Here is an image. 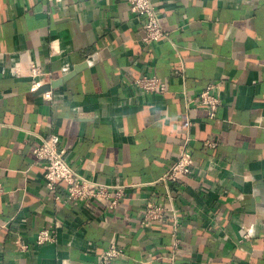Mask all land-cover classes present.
<instances>
[{
	"label": "crops",
	"instance_id": "crops-1",
	"mask_svg": "<svg viewBox=\"0 0 264 264\" xmlns=\"http://www.w3.org/2000/svg\"><path fill=\"white\" fill-rule=\"evenodd\" d=\"M152 1L168 34L145 44L129 0H0V264H98L112 242L111 264H264V0ZM31 61L48 75L14 71ZM144 73L167 91L135 86ZM210 83L215 117L193 99ZM53 133L76 171L125 185L117 208L50 191L34 149ZM184 149L194 171L165 182ZM168 191L176 216L143 225Z\"/></svg>",
	"mask_w": 264,
	"mask_h": 264
},
{
	"label": "built area",
	"instance_id": "built-area-1",
	"mask_svg": "<svg viewBox=\"0 0 264 264\" xmlns=\"http://www.w3.org/2000/svg\"><path fill=\"white\" fill-rule=\"evenodd\" d=\"M57 1V0H54ZM131 11L142 18L144 24L143 42L152 44L164 38L168 32L162 25L160 12L155 7L152 0H129ZM14 71L21 75H30L35 79L47 76L48 73L35 62H29L28 68L23 70L20 64L16 63ZM132 81L135 86L148 92L165 93L167 83L156 74L144 73L133 76ZM40 81L35 80L33 89ZM216 84L210 83L199 92L194 101L208 109L211 117L216 116V111L221 103V97L216 91ZM45 98L53 99L52 90L43 93ZM38 162L43 163L44 177L51 192H55L59 184H64L66 188V200L71 202L99 201L110 208H117L121 199L125 196V185L120 183H106L88 178L84 174L76 171L66 159V149L61 144L60 136L56 133L42 137L41 141L34 149ZM194 171V158L192 153L184 149L169 167L162 177L165 182L180 184V179L185 174ZM6 192L4 182L0 181V196ZM55 198L62 200L59 194H54ZM174 195L168 191L164 195L150 197L143 208L141 223L145 226L152 225L157 221L164 220L169 216H176V206ZM63 226V222L56 220L54 227L44 226L37 233V243L54 242L58 239V228ZM21 249L28 248V245L21 240L17 241ZM125 255V249L116 242H112L98 255V264H111L115 258ZM63 264H70L66 259Z\"/></svg>",
	"mask_w": 264,
	"mask_h": 264
},
{
	"label": "water",
	"instance_id": "water-1",
	"mask_svg": "<svg viewBox=\"0 0 264 264\" xmlns=\"http://www.w3.org/2000/svg\"><path fill=\"white\" fill-rule=\"evenodd\" d=\"M77 70H79V67H76L75 70L64 74L63 76L59 77V78H55L53 79L51 82H47L42 84L39 88H38V92L42 93L46 90L51 89L52 87H57L59 85H61L62 83H64L65 81H67L69 78H71L76 72Z\"/></svg>",
	"mask_w": 264,
	"mask_h": 264
}]
</instances>
